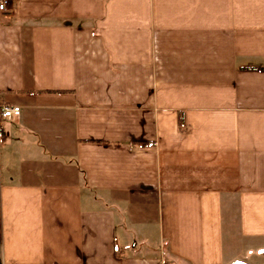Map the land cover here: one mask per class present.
<instances>
[{"label":"crops","instance_id":"obj_1","mask_svg":"<svg viewBox=\"0 0 264 264\" xmlns=\"http://www.w3.org/2000/svg\"><path fill=\"white\" fill-rule=\"evenodd\" d=\"M2 106L0 264H264V0H7Z\"/></svg>","mask_w":264,"mask_h":264},{"label":"built area","instance_id":"obj_2","mask_svg":"<svg viewBox=\"0 0 264 264\" xmlns=\"http://www.w3.org/2000/svg\"><path fill=\"white\" fill-rule=\"evenodd\" d=\"M7 9V0H0V10ZM20 115V108L18 106H2L0 108V116L4 119L11 120Z\"/></svg>","mask_w":264,"mask_h":264},{"label":"trees","instance_id":"obj_3","mask_svg":"<svg viewBox=\"0 0 264 264\" xmlns=\"http://www.w3.org/2000/svg\"><path fill=\"white\" fill-rule=\"evenodd\" d=\"M180 121H181V118H180Z\"/></svg>","mask_w":264,"mask_h":264}]
</instances>
